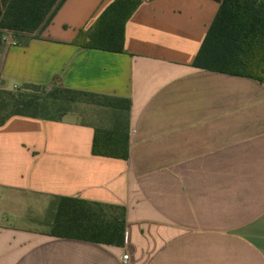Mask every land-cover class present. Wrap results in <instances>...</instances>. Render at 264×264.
<instances>
[{
	"label": "crops",
	"instance_id": "1",
	"mask_svg": "<svg viewBox=\"0 0 264 264\" xmlns=\"http://www.w3.org/2000/svg\"><path fill=\"white\" fill-rule=\"evenodd\" d=\"M112 1L65 0L38 35L0 45L2 88L130 100L127 159L91 152L101 116L0 125V264H264V83L192 65L218 3L144 0L121 52L73 44ZM57 196L124 206L123 245L30 227Z\"/></svg>",
	"mask_w": 264,
	"mask_h": 264
},
{
	"label": "trees",
	"instance_id": "2",
	"mask_svg": "<svg viewBox=\"0 0 264 264\" xmlns=\"http://www.w3.org/2000/svg\"><path fill=\"white\" fill-rule=\"evenodd\" d=\"M65 0H0V45L10 32L15 41L35 37L53 18ZM144 0H113L86 28H80L72 43L81 48L121 52L124 27ZM217 11L193 59L196 68L242 76L264 83V0H213ZM101 108L94 126L91 152L127 159L129 154L130 100L63 86L24 82L0 89V125L19 115L43 120H61L77 105ZM49 235L122 246L125 208L71 196L52 202Z\"/></svg>",
	"mask_w": 264,
	"mask_h": 264
},
{
	"label": "rangeland",
	"instance_id": "3",
	"mask_svg": "<svg viewBox=\"0 0 264 264\" xmlns=\"http://www.w3.org/2000/svg\"><path fill=\"white\" fill-rule=\"evenodd\" d=\"M10 39H14L12 34L10 35ZM12 83L22 85L23 82H21L18 79H7L5 87L10 86ZM102 109L91 105V104H84V105H77L73 112L71 114L76 116V119L80 121H87L90 123H98V118L101 116V111ZM69 114V117L72 116ZM31 215L33 214L34 216L36 215V220L35 217L33 218V221L30 222L29 224L30 227L39 229V230H49L52 218H53V204L51 202H47L43 204V206H33L31 210L28 211V214ZM39 218V219H38Z\"/></svg>",
	"mask_w": 264,
	"mask_h": 264
},
{
	"label": "built area",
	"instance_id": "4",
	"mask_svg": "<svg viewBox=\"0 0 264 264\" xmlns=\"http://www.w3.org/2000/svg\"><path fill=\"white\" fill-rule=\"evenodd\" d=\"M10 35H11L10 32H6L4 34V36L2 37V39L4 41H7V42H12V39H10ZM15 87H17V86L16 85H13V88H15ZM0 89H2V87H0ZM122 259L125 261L127 259V254L122 255Z\"/></svg>",
	"mask_w": 264,
	"mask_h": 264
}]
</instances>
